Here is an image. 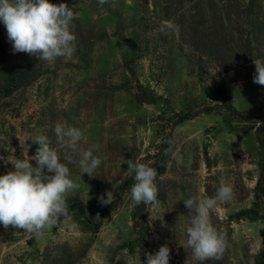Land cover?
<instances>
[{
	"label": "rangeland",
	"instance_id": "rangeland-1",
	"mask_svg": "<svg viewBox=\"0 0 264 264\" xmlns=\"http://www.w3.org/2000/svg\"><path fill=\"white\" fill-rule=\"evenodd\" d=\"M247 1L217 3L223 8ZM202 2L106 0L101 5L99 0H49L78 13L73 21L76 52L71 58L43 62L40 74L10 94L3 90L10 42L0 23V175L14 171L11 163L13 157L22 158L26 134L34 139L42 133L80 185L66 196L69 215L42 235L0 224V264H145L137 247H123L134 236L129 211L135 174L125 161L150 166L167 132L169 155L155 181L158 204H146L144 210L147 253L155 254L167 244L169 264H200L184 247L190 216L183 201L214 197L228 184L233 198L218 201L210 212L227 246L220 260L205 264H252V255L264 245V217L229 216L254 201L261 158L255 128L264 136V116L262 111L242 121L229 107L246 112L264 105L263 87L252 82L253 59H264V0H254V18L245 21L239 16L240 29L248 32L242 38L229 34V22L224 25L222 15L223 35L217 44L221 66L202 51L201 41L208 38L201 35L200 26L191 29L197 14L186 10ZM234 18L232 14L231 24L238 20ZM243 38L248 40L246 48ZM184 114L186 119L172 124ZM57 122L80 129V148H93L100 158L93 177L68 163L69 156L78 161L79 154L57 142ZM26 143L31 145L28 156H34L39 145ZM131 176V186L122 185ZM107 191L114 200L100 212L98 197ZM76 201L83 205L82 216L71 207ZM262 206L258 203L261 214ZM97 213L100 219H95Z\"/></svg>",
	"mask_w": 264,
	"mask_h": 264
},
{
	"label": "clouds",
	"instance_id": "clouds-1",
	"mask_svg": "<svg viewBox=\"0 0 264 264\" xmlns=\"http://www.w3.org/2000/svg\"><path fill=\"white\" fill-rule=\"evenodd\" d=\"M105 2L99 0L101 5ZM77 16L74 8L65 3L56 5L49 3V0H0V23L6 29L12 53H26L48 63H54L60 57L71 58L75 54L77 36L73 21ZM252 63L255 67L252 82L264 86V59L254 58ZM53 131L58 143L71 153L79 154L78 161L69 156L68 163L78 164L83 174L93 177L101 160L93 155V148H80L82 131L60 122L55 124ZM26 141L39 145L34 156H28L31 145ZM21 147L22 158L13 157L11 163L14 171L0 175V224L39 236L69 215L66 196L80 185L70 178L69 167L61 162L47 135L38 133L32 139L30 134H26ZM30 161H35L36 166L33 167ZM125 163L127 169L135 174V183L130 189L131 207L135 208L141 203L158 204L157 170L149 163L133 159ZM233 195L232 187L223 184L214 197L200 200L190 197L183 201L190 216L184 247L191 249L193 260L200 264L222 258L227 240L213 225L210 212L218 201H228ZM113 200L112 191L98 197L102 206L112 204ZM95 219H100L98 213ZM145 257V264H169L170 249L165 244L155 254L145 253Z\"/></svg>",
	"mask_w": 264,
	"mask_h": 264
},
{
	"label": "trees",
	"instance_id": "trees-1",
	"mask_svg": "<svg viewBox=\"0 0 264 264\" xmlns=\"http://www.w3.org/2000/svg\"><path fill=\"white\" fill-rule=\"evenodd\" d=\"M234 9L236 12H231V9ZM189 12L192 11V15L197 14L195 25L192 26V30L195 29V26H200L201 30L200 33L204 38H208L206 41H201L202 43V51H205L207 55H210L215 61L219 63L221 66L222 55L221 50L218 48V41L219 35H223L219 33V29L222 28V15L224 16L223 19L229 22L226 27L229 29L230 33H235L238 37L242 38L244 32L248 33L244 29H240L241 22L239 20L240 15L242 16L241 19H245V21H249L251 18H254L258 11L255 10V2L254 0L247 1L246 4L242 6H238V4H231L229 7H221L218 5L217 0H203L202 5L199 6L198 3H193L192 6L186 10ZM232 14H235L234 19H238L231 24ZM224 21V20H223ZM205 24H212L213 26L205 27ZM191 27V26H190ZM218 31V33H217ZM222 32V31H221ZM245 37V36H244ZM243 47L248 46V40L245 41L243 38ZM10 46V60L9 64L5 73V85L3 90L6 94H10L14 89L27 84L28 82L32 81L38 74L41 73L42 63L45 61L37 60L35 57L30 56L26 53H12V45L9 43ZM218 46V47H217ZM201 50V48H199ZM262 90L264 91V86H262ZM229 111L232 114L242 121H250L254 118L256 114L263 111L264 116V105L261 104L255 107L251 111L240 112L234 109L233 107H229ZM188 115H178L173 120L172 124L175 125L176 123L186 119ZM166 136L163 138V143L160 148V154L157 156V159L154 157V161L150 164V167H153L157 170L158 175L161 174L164 170L165 160L169 155V141H170V132L165 134ZM255 138L257 145L261 149V158L259 163V170L258 175L254 184L253 188V203L251 207L240 209L234 214L229 216V219H240V218H260L264 217V136L258 134L257 128H255ZM132 176L128 177L123 180L122 185L131 186L132 183ZM258 203H261L263 213H259L258 211ZM106 205H103L100 209V212L104 209ZM146 204L141 203L139 206L133 208L131 207V199H130V211H129V220L131 229L133 231V238L123 244V247L126 246H135L139 250L140 256L142 258L143 263L146 261L145 253L146 244H147V237L149 227L146 221L144 220V210ZM79 215H84V208L80 201L73 202L71 204ZM70 211V210H69ZM95 227L98 224H94ZM252 264H264V245L261 246L256 253L252 255Z\"/></svg>",
	"mask_w": 264,
	"mask_h": 264
}]
</instances>
